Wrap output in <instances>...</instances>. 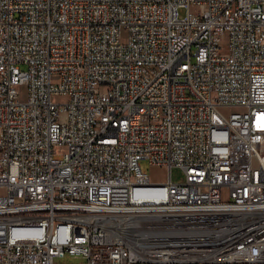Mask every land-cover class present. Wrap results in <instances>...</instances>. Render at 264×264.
Returning <instances> with one entry per match:
<instances>
[{
	"label": "built area",
	"instance_id": "2783aa9c",
	"mask_svg": "<svg viewBox=\"0 0 264 264\" xmlns=\"http://www.w3.org/2000/svg\"><path fill=\"white\" fill-rule=\"evenodd\" d=\"M68 255L264 264V0H0V264Z\"/></svg>",
	"mask_w": 264,
	"mask_h": 264
},
{
	"label": "rangeland",
	"instance_id": "374dc122",
	"mask_svg": "<svg viewBox=\"0 0 264 264\" xmlns=\"http://www.w3.org/2000/svg\"><path fill=\"white\" fill-rule=\"evenodd\" d=\"M186 14L185 10L181 11L182 17H184ZM127 33L125 32L123 34V40L126 41ZM53 101L57 104H66L68 102V97L66 96H60V97H54ZM138 122H145V120L141 119L138 120ZM66 152L65 148L57 147L55 148L56 157L59 158L61 155H63ZM141 169L142 171L150 176L152 182L154 183H163L168 180V171L164 168H154L151 167L148 161H142L141 162ZM184 173L179 169H173L171 171V182L175 184L182 183L184 181ZM63 264H82L84 262V259L81 257H72V256H66L62 260L59 261Z\"/></svg>",
	"mask_w": 264,
	"mask_h": 264
},
{
	"label": "bare ground",
	"instance_id": "6f19581e",
	"mask_svg": "<svg viewBox=\"0 0 264 264\" xmlns=\"http://www.w3.org/2000/svg\"><path fill=\"white\" fill-rule=\"evenodd\" d=\"M72 160H73V153H66L65 161H72Z\"/></svg>",
	"mask_w": 264,
	"mask_h": 264
}]
</instances>
